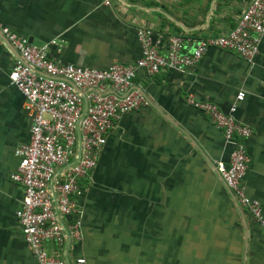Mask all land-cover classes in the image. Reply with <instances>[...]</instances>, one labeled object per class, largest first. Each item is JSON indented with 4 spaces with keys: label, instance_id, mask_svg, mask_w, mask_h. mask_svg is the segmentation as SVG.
Instances as JSON below:
<instances>
[{
    "label": "crops",
    "instance_id": "0c3cea01",
    "mask_svg": "<svg viewBox=\"0 0 264 264\" xmlns=\"http://www.w3.org/2000/svg\"><path fill=\"white\" fill-rule=\"evenodd\" d=\"M250 0H0V25L41 45L48 57L97 69L139 56L137 28L165 40L226 33ZM164 45V46H163ZM17 52L0 33V264H35L15 210L21 187L9 179L14 148L27 140L23 97L8 81ZM149 104L120 115L106 135L83 188L81 239L48 252L72 264H264V234L236 205L214 169L231 144L187 95L226 110L250 127L241 180L245 194L264 204V37L247 63L208 48L187 72L137 69L131 84ZM241 92L240 100H235ZM66 247V248H65Z\"/></svg>",
    "mask_w": 264,
    "mask_h": 264
},
{
    "label": "built area",
    "instance_id": "2783aa9c",
    "mask_svg": "<svg viewBox=\"0 0 264 264\" xmlns=\"http://www.w3.org/2000/svg\"><path fill=\"white\" fill-rule=\"evenodd\" d=\"M0 33L18 54L7 77L22 95L30 122L27 140L13 150L17 164L9 179L22 190L14 214L35 264H70L56 252H48L44 243L50 242L57 251L80 241V180L94 168L106 135L120 115L149 104L147 97L131 86L136 70L148 75L164 69L187 72L208 48L233 52L252 63L264 37V0H250L226 33L204 38L170 35L163 52L162 35L137 28L139 56L131 63H111L103 69L53 62L47 49L55 40L34 45L1 25ZM241 97L239 92L235 100ZM185 102L206 115L231 144L227 159L215 160L214 169L236 205L247 211L264 234V204L249 198L241 185L248 163L243 142L250 127L237 121L234 103L222 110L190 94ZM83 263L82 257L72 262Z\"/></svg>",
    "mask_w": 264,
    "mask_h": 264
}]
</instances>
